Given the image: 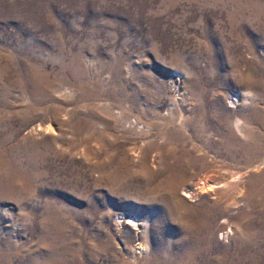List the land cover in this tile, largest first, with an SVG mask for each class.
<instances>
[{
  "label": "rangeland",
  "instance_id": "rangeland-1",
  "mask_svg": "<svg viewBox=\"0 0 264 264\" xmlns=\"http://www.w3.org/2000/svg\"><path fill=\"white\" fill-rule=\"evenodd\" d=\"M0 264H264V0H0Z\"/></svg>",
  "mask_w": 264,
  "mask_h": 264
},
{
  "label": "bare ground",
  "instance_id": "bare-ground-1",
  "mask_svg": "<svg viewBox=\"0 0 264 264\" xmlns=\"http://www.w3.org/2000/svg\"><path fill=\"white\" fill-rule=\"evenodd\" d=\"M233 99H234V101H237L238 100V96H233ZM237 129L240 131V128L239 127H237ZM242 129H241L240 133L242 132ZM246 136H248V135L245 134L244 137H246ZM204 180L200 181L201 183L200 182L197 183V185H196L197 186V188H196V193L197 194L202 195L204 193H212V191L214 189L213 188L214 185L211 184V183L205 182ZM134 226H136V225H134ZM136 249L139 250V251H141L143 249V245L138 244L137 247H136Z\"/></svg>",
  "mask_w": 264,
  "mask_h": 264
}]
</instances>
